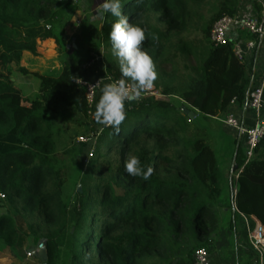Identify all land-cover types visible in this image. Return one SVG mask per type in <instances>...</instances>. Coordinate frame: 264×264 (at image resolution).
<instances>
[{"label":"trees","instance_id":"obj_1","mask_svg":"<svg viewBox=\"0 0 264 264\" xmlns=\"http://www.w3.org/2000/svg\"><path fill=\"white\" fill-rule=\"evenodd\" d=\"M60 1L0 0V194L12 209L18 204L25 213L58 223L44 236L46 264H194L195 251L207 247L220 213L228 216L229 230L239 224L251 250L241 217H254L264 227V133L248 160L243 141L236 144L231 175H224L214 149L189 133L191 118L182 111L215 119L224 118L232 102L239 108L247 104L250 71L233 57V41L214 47L208 40L213 23L235 17L239 0H121L123 15L145 29L141 48L155 65L153 84L162 96H176L182 107L150 97L127 103L132 107L125 109V120L103 129L94 160L71 189L56 165L51 123L38 108L55 113L65 106L86 117L84 89L66 62L44 74L23 65L26 55L39 57V42L53 40L61 50L52 27ZM103 16L96 48L106 51L103 76L119 80L109 39L117 18ZM77 21L79 28L82 19ZM69 39L78 49L80 40L74 34ZM189 57L198 62L183 66L192 77L173 85L176 69ZM15 74L38 79L50 103L26 106L11 80ZM100 94L101 89L96 102ZM173 141L181 144L179 150ZM128 155L153 169L148 180L125 173ZM16 220L17 215L0 213V243L12 250L26 236ZM37 242L34 237L33 249Z\"/></svg>","mask_w":264,"mask_h":264},{"label":"rangeland","instance_id":"obj_2","mask_svg":"<svg viewBox=\"0 0 264 264\" xmlns=\"http://www.w3.org/2000/svg\"><path fill=\"white\" fill-rule=\"evenodd\" d=\"M54 11L56 17L52 27L61 42V50L53 40L39 42V57L31 58L26 55L23 59V65L28 69L44 74L57 70L61 62H66L69 70L76 76L75 78L87 79L85 74L89 71L95 72V70H98L100 75H104L103 56L106 54V51L104 47H100L99 50L96 48L97 39L95 34L94 36L92 35V38H85L84 42L80 40L81 45L78 44V49H74V51L70 50L69 37L72 36L71 33L73 30L79 31L82 28H78L75 22L79 18L88 16L89 6H76L72 5L70 0H61ZM97 25L98 21H96V27ZM241 38L243 37L241 36ZM249 40L247 39V41ZM200 52H202V49ZM96 58L97 61H95ZM91 62H94V64L92 65ZM117 64L119 65V62ZM197 64L198 62L192 57L186 58L184 62L180 63L179 68L176 69L179 71L172 81V84H185L192 77V71H185L183 66L194 67ZM81 67H84V69H81ZM171 71L170 66L166 67L167 73ZM103 77L108 80L111 79L110 77ZM11 80L17 86L26 106H30L31 104L43 106L50 103L51 96L48 89L43 88L39 80L34 78V76L15 74L11 75ZM166 83L169 84L168 81ZM151 89L161 93L159 86L153 84ZM156 100L164 102L171 101L176 107H182V104L176 96L170 98L161 96L160 99ZM131 107L132 104L125 105V109H130ZM38 110L51 123L52 138L55 143L53 154L56 165L61 171L63 180H66V183L69 185L68 187L71 189L85 171L88 163L94 160L93 156L99 145V138L102 135L103 129L107 126L97 124L91 113L84 117L65 106H60L55 113L48 112L41 106ZM188 115L191 118V120L187 121L189 133H197L199 137L204 138L214 149L217 159L222 161L226 155V147L229 145L232 147L230 137L233 136L230 131L233 130H227L222 125L221 121L224 119L223 117L215 119L207 118L194 112H190ZM234 136L239 138L237 134ZM172 143L175 145L176 150L180 149V143L176 141ZM233 147L234 149L236 148L235 145ZM228 170L231 172V168ZM75 188L79 190V187ZM1 198L4 199L0 194V213L8 214L13 219L17 215L20 221L16 220V226L21 231V234H25L26 236L21 247H16L13 250L8 248L9 251L7 250V252H5V249L2 250L5 246L0 243V254L9 255L8 259L13 260V264H40L35 258L23 259V253L28 249H33L32 240L34 237H38L37 244L43 243L46 234L55 232L58 229V223L56 224V220H44L34 213H25L18 204L12 209ZM228 220V216L220 213L219 221L206 238L208 242L207 247L200 249L206 251L210 264H247V249L244 246L241 227L238 224L237 231L235 229L234 231L229 230L231 226L228 225ZM28 227L31 228L29 229ZM4 257L6 256L4 255ZM261 264H264V256Z\"/></svg>","mask_w":264,"mask_h":264},{"label":"built area","instance_id":"obj_3","mask_svg":"<svg viewBox=\"0 0 264 264\" xmlns=\"http://www.w3.org/2000/svg\"><path fill=\"white\" fill-rule=\"evenodd\" d=\"M75 23L79 25V21ZM239 32L248 36L250 40L246 42L241 41ZM208 40L214 47L224 46L229 41H233L231 47L233 57L239 62H245L246 58L250 57L256 49L257 44L261 46L264 53V18L258 19L253 16H248L243 19L222 17L211 26ZM73 79L76 84L84 89V97L90 109L95 105L96 96L102 87V82L106 81L111 83L117 81L108 80L106 78H97L93 81H85L78 78ZM161 96L162 95L158 93V91H154L150 88L143 91L141 96L134 101H139L147 97L156 100L160 99ZM127 103L129 102H125V105ZM234 106L235 104L232 102L230 111L224 115V119L221 123L225 128L233 130L239 138H241L245 149V157L246 160H248L252 157V151L264 133V67L259 84L250 92L246 104L247 109L253 116V124L251 126L241 125L240 121L235 117L233 112H231ZM80 141L83 142L82 139H80ZM241 221L246 231V241L251 250L256 254L258 263L261 264L264 256V227L254 217H241ZM42 248H44L43 243H39L34 249L25 251V260L33 258V250ZM194 264H210L204 249L195 251Z\"/></svg>","mask_w":264,"mask_h":264},{"label":"clouds","instance_id":"obj_4","mask_svg":"<svg viewBox=\"0 0 264 264\" xmlns=\"http://www.w3.org/2000/svg\"><path fill=\"white\" fill-rule=\"evenodd\" d=\"M97 8L102 9L101 19L103 14L117 18L111 25L109 39L112 54L119 62L121 78L103 85L93 117L99 125L118 128L126 118L125 102L137 100L143 91L152 88L157 74L151 57L141 48L145 29L130 23L123 15L121 0H103ZM124 170L127 175L142 176L144 180L153 172L151 167L142 166L135 155L126 157Z\"/></svg>","mask_w":264,"mask_h":264},{"label":"crops","instance_id":"obj_5","mask_svg":"<svg viewBox=\"0 0 264 264\" xmlns=\"http://www.w3.org/2000/svg\"><path fill=\"white\" fill-rule=\"evenodd\" d=\"M71 1L76 6H84V7L89 6V11H90L89 12L90 14L88 13L89 16L79 18V19H82V25H81L82 28L80 27L81 29H79V31L73 30L71 34L72 35L74 34L79 40H82V42H84L85 38H88V37L92 38V35L94 36V34L96 35V39H97L98 34H99V28H100V10H101V9H98L97 7L100 3L103 2V0H71ZM248 16H253V17H257L258 19H263L264 18V0H239L235 18L243 19ZM96 21H98L97 27H96ZM239 36L243 37L241 38V41L243 42H246L247 39L249 38L248 36L242 35V33L240 32H239ZM75 42H76L75 39L71 40V46L74 49L76 48ZM244 63L250 71L248 73L249 88L254 89L259 84L261 74L263 71V67H264V53L259 44H257L256 49L253 51L250 57L246 58ZM82 68L84 69V67ZM85 76L89 80H94L96 78L103 77V75H100L98 70H95V72L89 71L85 74ZM97 101H98V98H97ZM94 111L95 109L94 110L90 109L91 114H93ZM231 112H233L235 117L240 121L241 125H246L249 127L253 124L252 113L247 109L246 105L241 108H239L238 106H234ZM230 133L233 136V137H230V142H232L233 144L235 142V147H236V144L237 145L238 143L241 144V138H237L236 136H234L236 133L233 131H230ZM234 156H235V149L233 146L231 147L229 145L228 147H226L225 158L222 161L218 160L220 170L224 175H231V172L228 169L231 168L235 162ZM3 249H5V252H7L8 250V248L6 247H3L2 250ZM4 255L6 257H4ZM254 257L255 255L253 251L247 248V264H255ZM8 258H9V255L0 254V264H13V260H10Z\"/></svg>","mask_w":264,"mask_h":264},{"label":"water","instance_id":"obj_6","mask_svg":"<svg viewBox=\"0 0 264 264\" xmlns=\"http://www.w3.org/2000/svg\"><path fill=\"white\" fill-rule=\"evenodd\" d=\"M182 111L184 113L189 114V112L185 109H182ZM78 191H80V188ZM32 255H33V258L37 259L41 264H46L47 257H46V252L44 248L39 249V250H33Z\"/></svg>","mask_w":264,"mask_h":264}]
</instances>
